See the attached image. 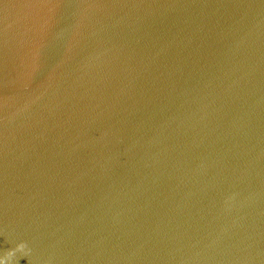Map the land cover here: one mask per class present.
<instances>
[{
	"label": "water",
	"instance_id": "water-1",
	"mask_svg": "<svg viewBox=\"0 0 264 264\" xmlns=\"http://www.w3.org/2000/svg\"><path fill=\"white\" fill-rule=\"evenodd\" d=\"M22 241L264 264V0H0V257Z\"/></svg>",
	"mask_w": 264,
	"mask_h": 264
},
{
	"label": "clouds",
	"instance_id": "clouds-1",
	"mask_svg": "<svg viewBox=\"0 0 264 264\" xmlns=\"http://www.w3.org/2000/svg\"><path fill=\"white\" fill-rule=\"evenodd\" d=\"M28 248L27 242H20L15 249L9 250L5 256L0 257V264H10L12 257L17 251L24 252ZM30 251V250H29Z\"/></svg>",
	"mask_w": 264,
	"mask_h": 264
}]
</instances>
